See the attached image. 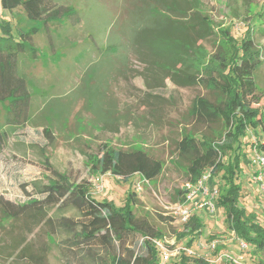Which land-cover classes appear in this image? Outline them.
<instances>
[{
	"label": "rangeland",
	"instance_id": "obj_1",
	"mask_svg": "<svg viewBox=\"0 0 264 264\" xmlns=\"http://www.w3.org/2000/svg\"><path fill=\"white\" fill-rule=\"evenodd\" d=\"M132 1L48 0L51 8L72 5L81 21L64 17L47 24L29 19L21 7L10 11L0 4V35L16 37V30L29 32L33 27L38 28L31 36L28 51L18 61L19 73L26 78L32 94L30 116L26 123L13 129L0 149V197L19 204L42 198L30 182L49 184L56 177L50 165L75 183L90 184V194L96 200H109L121 207L133 193L132 208L136 215L148 218L160 231L159 238L176 249L188 246L190 239L178 236L184 225L170 214L171 208L184 200L183 186L187 181L176 161V143L180 139L182 118L193 99L209 93L200 86L178 87L170 79L165 80L164 86L148 89L142 75L143 63L125 52L127 58L123 64L122 55L119 59L105 51L107 34L111 40L117 38L115 23L127 16ZM201 1L204 12L222 37L229 31L240 39L246 28H251L262 53L263 64L256 80L259 94H264V0ZM206 45L207 51L214 53L215 47ZM87 100L92 114L85 109ZM7 106L8 102H4L3 111ZM254 106L264 113V96ZM111 111L117 121L100 122ZM139 118L140 124H136ZM251 134L249 141L264 138L260 129ZM104 144L117 149H145L164 162V169L152 181H144L140 173L128 179L111 173L97 174L93 158ZM252 158V151L247 150L241 162L239 206L254 213L256 222L264 226V191L255 181ZM220 180L218 176L216 182L222 183ZM137 184L142 186L140 191ZM218 194L219 190L213 212L200 210L204 227L190 246L196 252L194 257L204 254L197 247L199 243L218 240V247L208 251L211 260L226 252L232 259L221 264L264 263V254L257 253L246 241L243 240L247 249L240 248L238 234L227 227L223 207L216 206ZM64 217L83 219L78 209L68 205L53 207L42 214L31 211L16 219L6 217L0 207V264H87L84 256L90 250L96 252L101 262L105 248L96 243L90 249L72 243L75 240L72 232L61 223ZM142 241L143 237L139 236V253H145L140 246ZM158 259L159 264H164L159 251ZM180 259L181 255L174 256L166 264Z\"/></svg>",
	"mask_w": 264,
	"mask_h": 264
},
{
	"label": "trees",
	"instance_id": "obj_2",
	"mask_svg": "<svg viewBox=\"0 0 264 264\" xmlns=\"http://www.w3.org/2000/svg\"><path fill=\"white\" fill-rule=\"evenodd\" d=\"M0 4L10 11L21 7L29 19L43 20L44 24L59 22L64 17L81 21L72 5L51 8L48 0H0ZM115 24L117 38L111 40L107 34L105 51L119 59L122 55L123 64L127 53L143 63L142 75L148 89L164 86L165 80L170 79L178 87L200 86L209 93L197 95L182 118L176 161L187 181L197 182L205 172H211L219 190L216 206L223 207L227 227L257 253L264 254V226L256 222L254 213L239 206L241 162L255 144L248 139L253 131L264 132V113L254 106L264 96L259 94L256 80L263 59L251 28H246L240 39L229 31L222 37L204 12L201 0H134L127 16ZM16 32V37L0 35V149L6 145L13 129L26 123L30 116L32 94L26 78L19 73L18 61L28 51L31 36L38 28ZM207 43L215 47L214 53L207 51ZM87 101L85 109L92 114ZM4 102H8L5 111ZM111 113L100 122L117 121ZM141 119L154 123L145 117ZM139 120L136 124H140ZM258 142V147L264 150V138ZM48 167L56 176L49 184L30 182L42 198L19 204L0 197V207L6 217L16 219L31 211L42 214L56 206H72L83 217L82 220L62 218V225L75 239L72 243L89 249L96 243L106 250L101 262L96 252L90 250L84 256L87 264H159L158 249L152 238H159L161 233L148 218H140L133 211V193L125 205L118 207L109 200H96L86 181L75 183ZM93 169L97 174L111 173L124 179L140 173L152 181L162 173L164 162L142 148L117 149L104 144L93 158ZM218 176L220 184L216 182ZM200 213L195 212L178 234L180 238H190L188 247L195 235L203 232ZM139 236L143 237L140 246L145 253L137 251ZM170 264L209 263L204 257L182 253L179 261Z\"/></svg>",
	"mask_w": 264,
	"mask_h": 264
},
{
	"label": "built area",
	"instance_id": "obj_3",
	"mask_svg": "<svg viewBox=\"0 0 264 264\" xmlns=\"http://www.w3.org/2000/svg\"><path fill=\"white\" fill-rule=\"evenodd\" d=\"M255 144L252 149L253 158L252 164L255 167V181L258 183L260 190L264 191V150L258 147V140L253 139ZM212 177L210 171L205 172L197 182L186 181L184 183V200L177 203L170 210L171 216L178 222L186 223L192 215L199 211L207 209L211 212L215 210V197L218 193L217 188L211 189L209 187L208 180ZM97 180H100L98 178ZM144 181H149L144 178ZM136 189L140 191L142 186L136 185ZM203 194L206 196L204 199H198V195ZM152 242L156 245L164 264L170 261L174 256L178 257L182 253L190 256H195L196 252L188 246H182L176 249H172L171 246L160 238H152ZM241 249H247L248 245L243 240L238 239ZM203 251V256L207 261H213L221 264L225 260L232 259V257L226 253H221L215 260H211L208 251L215 250L218 247V240H213L209 243H199L197 246ZM193 254V255H192ZM236 261V260H235ZM237 262V261H236Z\"/></svg>",
	"mask_w": 264,
	"mask_h": 264
},
{
	"label": "crops",
	"instance_id": "obj_4",
	"mask_svg": "<svg viewBox=\"0 0 264 264\" xmlns=\"http://www.w3.org/2000/svg\"><path fill=\"white\" fill-rule=\"evenodd\" d=\"M207 184L209 185V187L211 189L216 188V185H217V184H215V180L212 177L208 180V183ZM204 198H206V196H204L203 194H199L198 195V199H204Z\"/></svg>",
	"mask_w": 264,
	"mask_h": 264
}]
</instances>
